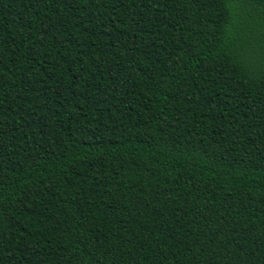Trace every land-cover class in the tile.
Returning a JSON list of instances; mask_svg holds the SVG:
<instances>
[{
    "label": "trees",
    "instance_id": "1",
    "mask_svg": "<svg viewBox=\"0 0 264 264\" xmlns=\"http://www.w3.org/2000/svg\"><path fill=\"white\" fill-rule=\"evenodd\" d=\"M0 264H264V0H0Z\"/></svg>",
    "mask_w": 264,
    "mask_h": 264
}]
</instances>
